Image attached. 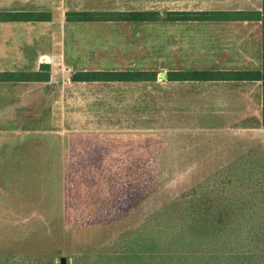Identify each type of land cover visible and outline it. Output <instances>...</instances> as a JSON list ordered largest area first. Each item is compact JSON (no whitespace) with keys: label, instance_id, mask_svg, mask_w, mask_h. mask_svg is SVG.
<instances>
[{"label":"rangeland","instance_id":"rangeland-1","mask_svg":"<svg viewBox=\"0 0 264 264\" xmlns=\"http://www.w3.org/2000/svg\"><path fill=\"white\" fill-rule=\"evenodd\" d=\"M197 4L198 0H0V12L51 14L49 23H0V73H20L24 79L0 83L1 256L24 262L38 259L72 264L77 256L111 246L120 235L138 228L149 216L238 157L256 147L264 149L260 83H142V90L137 86L142 113L136 116L137 126L143 129L139 135L143 141L139 176L128 179L121 177L122 173H111L110 201L97 204L95 210L71 194L94 189L84 183L98 175L94 169L98 171L99 167L73 160L60 162L55 130L62 98L50 86L45 91L43 83L59 76L62 67L50 71L45 82L30 81L29 76L38 72L41 62L56 67V55L76 60L80 63L73 67L74 74L88 61L93 67L95 50L114 48L110 43H132L136 38L141 45L131 54L141 59L137 70L256 71L261 66L223 65L225 60L221 58L219 65L212 66L214 61L198 50L196 39H192L195 25L69 23L66 15L164 12L192 9ZM114 29L125 30L116 31L115 39ZM181 30L187 33L179 36ZM130 99L121 100L128 111ZM120 118L124 125L134 123L130 115Z\"/></svg>","mask_w":264,"mask_h":264},{"label":"trees","instance_id":"trees-1","mask_svg":"<svg viewBox=\"0 0 264 264\" xmlns=\"http://www.w3.org/2000/svg\"><path fill=\"white\" fill-rule=\"evenodd\" d=\"M253 16V15H251ZM256 19L200 12L153 11L95 14L74 12L69 23L119 21L136 23ZM48 12H0V23H49ZM49 72H35L30 81L45 82ZM48 76V77H47ZM157 72H76L74 83H156ZM23 74L0 73V83L21 82ZM28 81V80H27ZM165 82L260 83L257 71L189 70L168 72ZM0 264H50L1 256ZM72 264H264V149L256 147L149 216L108 247L81 255Z\"/></svg>","mask_w":264,"mask_h":264},{"label":"crops","instance_id":"crops-1","mask_svg":"<svg viewBox=\"0 0 264 264\" xmlns=\"http://www.w3.org/2000/svg\"><path fill=\"white\" fill-rule=\"evenodd\" d=\"M250 4V5H248ZM257 4H260L256 7ZM198 7L178 8L166 10L164 12L154 10H132L128 12L153 11L158 13L171 12H200L222 15H232L235 17H253L256 19L233 20L223 19L214 21L195 22H165L175 27H188L195 25L191 30L192 39H196L197 48L206 53V57L214 62L212 66L219 65L218 59H224L223 65L255 66L263 65L264 49V0H198ZM255 6V7H254ZM186 7V6H185ZM253 15V16H251ZM124 24L143 25L153 23L122 22ZM159 23V22H154ZM186 25V26H185ZM187 29V28H185ZM125 29H114V38L117 39L116 31ZM134 31L135 29H126ZM186 30H181V35H185ZM178 35V34H177ZM132 43H110L114 48L97 49L93 67L90 62L81 64L79 72H157V84L174 85H208L220 83H178L165 82L164 75L168 72H178L185 70L168 71H146L137 70L141 59L137 58L136 38ZM235 53L232 57L231 54ZM226 56V58H224ZM58 66H51L50 71L56 72L60 69L59 76L52 77V80L43 83L44 90L52 87L62 98V106L58 107L60 122L55 130V139L60 151L58 158L61 163L75 162L95 163L99 167L97 176L88 177V182L84 186L94 189L78 191L72 196L79 203L88 204L91 209H97V204H104L110 201L111 173H122L121 177L137 179L141 170L140 164L143 162V141L139 135L143 133L141 126H137L136 116L142 113L141 98H137V86L142 88V83H74L71 81L73 67L78 65L76 60H67L56 55ZM239 60V61H238ZM234 61V63L232 62ZM237 61V62H236ZM86 62V60H85ZM72 68V69H68ZM220 71H252L239 69H219ZM48 71V72H50ZM217 71V70H213ZM257 71V70H256ZM101 84V86H100ZM103 84V85H102ZM222 84V83H221ZM247 84V83H245ZM231 85V84H227ZM233 85V84H232ZM235 85V84H234ZM50 86V87H49ZM142 90V89H141ZM142 94V92H141ZM130 99V110L121 100ZM128 103V102H127ZM121 104V105H120ZM130 115L134 123L130 126L124 125L120 116ZM119 119V120H118ZM92 171L90 169H86ZM138 175V176H137ZM106 188V190H105ZM70 194V195H71ZM107 198V199H105ZM71 201V204H74ZM86 208V207H85Z\"/></svg>","mask_w":264,"mask_h":264},{"label":"water","instance_id":"water-1","mask_svg":"<svg viewBox=\"0 0 264 264\" xmlns=\"http://www.w3.org/2000/svg\"><path fill=\"white\" fill-rule=\"evenodd\" d=\"M40 71L41 72H48L50 71V65L49 64H41L40 65ZM64 262V259L62 260Z\"/></svg>","mask_w":264,"mask_h":264}]
</instances>
